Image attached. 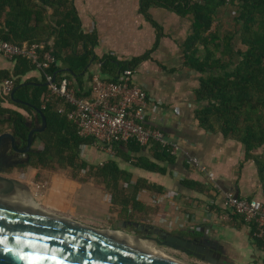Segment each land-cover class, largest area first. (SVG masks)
Listing matches in <instances>:
<instances>
[{"label": "trees", "instance_id": "trees-1", "mask_svg": "<svg viewBox=\"0 0 264 264\" xmlns=\"http://www.w3.org/2000/svg\"><path fill=\"white\" fill-rule=\"evenodd\" d=\"M226 5L237 9L241 49L235 48L234 37L220 38L217 33H210L217 11ZM153 6L183 18L192 17L193 32L185 45V66L202 76L196 90L199 125L244 146L246 160H253L257 166L264 192V0H142L144 13ZM0 40L20 47L42 45L41 57L50 53L56 59L44 73L23 57L12 61V70H0V136L10 133L17 148L24 150L30 132L42 126V115L47 121L46 130L34 135L32 150L25 156L18 155L23 159L17 168L53 172L70 169L75 179L82 175L93 179L108 192L113 208L120 209L116 214L126 220L125 226L132 228L129 223H134L135 216L144 211L139 194H162L164 188L142 179L134 184L133 174L121 163L171 176L177 156L170 145L163 146L155 140L147 147L136 141H115V157L100 164L84 159L82 149L95 148L96 141L79 135L77 126L67 117L72 107L64 98L53 97L46 102L49 88L44 77L51 75L57 84L69 81L77 98L92 95L87 82L93 85L94 74L88 67L94 56L91 46L96 41L93 35L83 32L73 0H0ZM83 44L85 49L78 51ZM141 61L124 64L106 57L101 60L100 78L117 82L119 72L133 69ZM36 71L40 78L29 76ZM5 81L14 84L17 101L2 91ZM62 108L65 113H61ZM181 185L187 189L198 186L190 180ZM233 220L246 224L238 217ZM251 228L254 237L255 227ZM254 239L264 246V241Z\"/></svg>", "mask_w": 264, "mask_h": 264}, {"label": "crops", "instance_id": "crops-1", "mask_svg": "<svg viewBox=\"0 0 264 264\" xmlns=\"http://www.w3.org/2000/svg\"><path fill=\"white\" fill-rule=\"evenodd\" d=\"M73 3L83 32L93 35L96 41L91 46L94 56L88 67L93 77H101V60L106 57L124 64L142 59L133 68V85L159 105L148 111L146 123L160 131L167 144L178 147L177 164L171 168V176L121 163L123 169L133 174L134 184L142 179L164 188L162 194L151 191L139 194L144 211L135 216L134 222L205 241L214 251L221 252L227 264H264V246L255 241L251 225L222 218L226 193L264 203V192L257 166L253 160H246L244 146L199 125L196 90L202 76L185 66V45L193 32L192 17L183 18L155 6L144 13L142 0H73ZM237 18L234 7L220 8L210 33H217L220 38L234 37L235 48L241 49ZM85 47L86 44L81 45L78 51ZM13 67L12 61L0 56V70ZM40 75L36 71L29 76L40 78ZM90 88L92 85L87 82V89ZM93 97L92 91L90 98ZM86 155L95 164L108 160L96 148H88ZM22 159L16 156L12 163H20ZM6 172L8 178L29 190L28 199L44 213L97 229L122 230L127 223L116 214L120 209L113 208L103 186L84 175L75 179L70 169L53 172L30 167L7 168ZM184 180L198 186L184 188L181 185ZM171 192L176 195L169 196Z\"/></svg>", "mask_w": 264, "mask_h": 264}, {"label": "water", "instance_id": "water-1", "mask_svg": "<svg viewBox=\"0 0 264 264\" xmlns=\"http://www.w3.org/2000/svg\"><path fill=\"white\" fill-rule=\"evenodd\" d=\"M66 72H71L69 69ZM56 79H54L55 81ZM48 86V85H47ZM17 90L11 94L14 101ZM47 128L42 115V126L32 130L27 146L20 150L10 133L0 136V154L7 142L13 153L27 155L33 148V138ZM10 163L0 169V264H183L162 252H148L108 232L123 234L135 241L155 243L156 247L174 252L198 250L213 257L207 264H227L221 252H216L205 241L191 236L176 235L159 227L144 223H129L141 235H131L125 230H102L75 221L44 213L28 199L19 181L7 177V168H17ZM239 197V196H237ZM196 256V255H195Z\"/></svg>", "mask_w": 264, "mask_h": 264}, {"label": "built area", "instance_id": "built-area-1", "mask_svg": "<svg viewBox=\"0 0 264 264\" xmlns=\"http://www.w3.org/2000/svg\"><path fill=\"white\" fill-rule=\"evenodd\" d=\"M42 45H23L22 47L0 40V56L8 61L23 57L31 61L39 71L45 72L56 59L50 53L41 57ZM135 71L125 69L119 72L117 82H105L99 76L94 78L92 90L94 97L90 99L77 98L71 83L62 80L60 84L54 81L51 75H44L49 88V95L46 102L53 97H61L72 107L67 117L78 129L81 137H93L94 147L108 156H116L114 150L115 141L129 142L136 141L141 146L147 147L152 140L167 146L163 134L148 126L146 117L149 110H156L159 105L152 101L147 93L133 85ZM5 94H12L14 84L12 81H5L1 85ZM65 113V109H61ZM173 154L176 155L178 147L171 146ZM86 148L82 149L83 152ZM193 164H197L193 160ZM175 193H169L174 196ZM160 203V199L158 200ZM222 218L231 221L234 217L241 218L247 225L255 227L254 237L264 241V203L257 199H245L226 193L223 196Z\"/></svg>", "mask_w": 264, "mask_h": 264}, {"label": "flooded vegetation", "instance_id": "flooded-vegetation-1", "mask_svg": "<svg viewBox=\"0 0 264 264\" xmlns=\"http://www.w3.org/2000/svg\"><path fill=\"white\" fill-rule=\"evenodd\" d=\"M8 144H9L8 142H7V144H5V146L3 147V150H2V152L0 154V169L1 168L5 169V167L6 166H9L10 163H12L14 161L13 159L16 156H18V154H15V153L12 152L11 145L10 144H9L10 150L7 149V145ZM124 229L131 230V232H132L131 235H133V234H135V235H141V233H138L137 229L135 227H133V226H132V228H129V227L127 228L125 226ZM153 244H155V243H153ZM189 251H190V253H192V256L191 255H187L184 252H182V253H184L188 257H190V258L192 257V258H194L196 260H198L197 259L198 257H200L201 260H205V261H210V260L213 261L214 260L213 257L209 256L207 253L200 252L198 250H193V251L192 250H189ZM202 262H204V261H202Z\"/></svg>", "mask_w": 264, "mask_h": 264}, {"label": "rangeland", "instance_id": "rangeland-1", "mask_svg": "<svg viewBox=\"0 0 264 264\" xmlns=\"http://www.w3.org/2000/svg\"><path fill=\"white\" fill-rule=\"evenodd\" d=\"M7 149L10 150L9 144L7 145ZM258 153H262V151H259ZM83 157H84L85 160H87V161L89 160L87 155H86V151L83 152ZM109 229L110 228L107 227V228L102 229V230H109ZM122 230H124V229H122ZM127 233L131 234L132 232H131V230L128 229ZM151 245H153L157 251H159V252L161 251L165 256L170 257L171 259L179 261V262H181L183 264H207V263H203V262L197 261L196 259H194L192 257L190 258V257H188L187 255H185L182 252H174V251L169 250V249H161V248L156 247V245L153 244V243H151Z\"/></svg>", "mask_w": 264, "mask_h": 264}, {"label": "bare ground", "instance_id": "bare-ground-1", "mask_svg": "<svg viewBox=\"0 0 264 264\" xmlns=\"http://www.w3.org/2000/svg\"><path fill=\"white\" fill-rule=\"evenodd\" d=\"M35 204V203H34ZM41 210V209H40ZM42 211V210H41ZM108 235H110L111 237H115L118 238L126 243H130L135 247L141 248L143 250H146L148 252H159L155 249V247L153 245H151V243L149 242H144V241H135L132 238L126 237L123 234H115V233H111L108 232ZM161 252V251H160ZM170 258V257H169Z\"/></svg>", "mask_w": 264, "mask_h": 264}]
</instances>
